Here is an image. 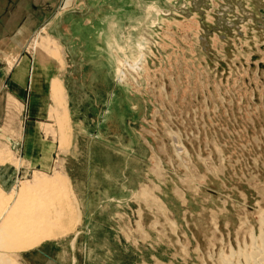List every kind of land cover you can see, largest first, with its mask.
<instances>
[{"label":"rangeland","instance_id":"374dc122","mask_svg":"<svg viewBox=\"0 0 264 264\" xmlns=\"http://www.w3.org/2000/svg\"><path fill=\"white\" fill-rule=\"evenodd\" d=\"M53 1L46 11L42 0H13L11 18L28 2L31 19L0 22V187L9 193L33 171L62 169L80 219L32 247L0 242V264L44 242L60 264H245L250 248L264 250V46L255 43L241 66L234 54L207 70L192 48L195 24L163 23L173 45L158 43L166 63L143 75L144 129L118 102V80L135 78L128 50L86 53L62 37L64 52L46 28L74 0ZM52 79L65 93L63 130L49 117ZM107 107L114 113L105 116Z\"/></svg>","mask_w":264,"mask_h":264},{"label":"water","instance_id":"95a60500","mask_svg":"<svg viewBox=\"0 0 264 264\" xmlns=\"http://www.w3.org/2000/svg\"><path fill=\"white\" fill-rule=\"evenodd\" d=\"M73 3V7L54 17L46 31L58 39L64 52L67 43L62 37L68 46L80 47L86 53L126 48L133 58L132 64H126L135 78L128 81L122 75L118 80V102L129 111L128 119L144 129L146 124L139 119V103H143L142 117L146 120L151 91L143 75L166 63L167 55L158 43L173 45L169 37L160 34L163 23L173 30L188 20L195 24L193 28L187 27L192 48L196 57L204 59L200 64L207 70H212L214 61L220 62L221 58L228 61L234 54L240 57L236 64L241 66L242 55L253 50L255 43L264 46V0H74ZM107 111L105 116L114 113L113 107H107ZM159 114L162 115L161 107ZM144 138L151 145L150 138ZM172 140L176 151H181Z\"/></svg>","mask_w":264,"mask_h":264},{"label":"bare ground","instance_id":"6f19581e","mask_svg":"<svg viewBox=\"0 0 264 264\" xmlns=\"http://www.w3.org/2000/svg\"><path fill=\"white\" fill-rule=\"evenodd\" d=\"M34 44L36 47L37 43ZM49 92L53 102L49 117L63 130L69 123L64 89L58 80L52 79ZM79 219L76 197L62 169L54 168L51 175L33 171L30 179L19 182L9 193L0 187V242L13 240L32 247L67 235ZM244 260L245 264H264V250L253 246Z\"/></svg>","mask_w":264,"mask_h":264},{"label":"crops","instance_id":"0c3cea01","mask_svg":"<svg viewBox=\"0 0 264 264\" xmlns=\"http://www.w3.org/2000/svg\"><path fill=\"white\" fill-rule=\"evenodd\" d=\"M13 1V0H12ZM11 0H0V22H7L10 23L11 21L17 23V24H21V26L26 23V19H31V11L34 9V5L28 2H24L22 4V6L18 7L16 9L17 17L13 20V18H11V10L14 9L16 6L13 5V2ZM44 3L42 4V6L39 7H43V10L45 9L46 11H49L50 8H52V6L55 5L53 0H42ZM51 1V3H50ZM30 11V12H29ZM30 13V14H29ZM28 14V15H27ZM56 12L53 13V15H55ZM52 15V17H53ZM15 16V15H14ZM8 20H1L2 18H6ZM49 21V20H47ZM46 20H42L40 23H46ZM20 27V26H19ZM65 87V86H64ZM66 88V87H65ZM49 112H47L48 115ZM104 157V156H103ZM108 160V156L102 158L103 162L101 161V170L103 172L107 171V168L105 166H103L104 160ZM99 167V169H100ZM47 242V241H46ZM48 243H41L39 246H37L36 248H38L37 250H30L27 252H24V254L22 255H17V259H16V264H60V258L58 256H54L51 255V253H47L46 251V247L48 248ZM35 249V248H34ZM2 261V260H1Z\"/></svg>","mask_w":264,"mask_h":264}]
</instances>
